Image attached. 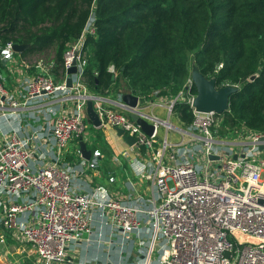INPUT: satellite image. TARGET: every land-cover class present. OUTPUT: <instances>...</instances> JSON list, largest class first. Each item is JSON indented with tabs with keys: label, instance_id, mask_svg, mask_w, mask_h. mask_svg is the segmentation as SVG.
<instances>
[{
	"label": "built area",
	"instance_id": "1",
	"mask_svg": "<svg viewBox=\"0 0 264 264\" xmlns=\"http://www.w3.org/2000/svg\"><path fill=\"white\" fill-rule=\"evenodd\" d=\"M97 34V18L92 12L81 35L64 54L65 75L59 80L52 73L53 57L29 58L19 65L15 44L0 45V60L15 78L10 89L5 76L0 75L1 225L30 244L37 264L67 262L69 248L85 234L92 235L95 209L126 241L135 238L138 256H142L136 264H152L157 252V264H264V149H260L264 132L236 128L234 146L227 147L230 142L219 136L225 126L224 114L195 110L197 94L190 78L177 96L154 93V97L164 102L170 114L177 103L190 105L197 143L188 148L165 141L155 150L160 120L151 118L155 129L148 135L132 115L110 107L88 89L85 47ZM74 63L77 72L68 87V70ZM110 71L116 75L113 67ZM89 99L94 101L102 126L123 129L136 139L132 148L146 147L151 153L155 172L148 177L153 179L157 194L152 208L114 197L101 186L92 193L77 190L80 169L61 160L72 141L86 134ZM29 106H39L46 118L55 116L50 142L44 147L36 133L34 145V137L21 130L18 110ZM138 114L144 116L139 109ZM3 121L11 128H1ZM45 150L53 152L48 155ZM211 155L219 159L211 160ZM94 156L92 163L84 159L81 166L95 167L101 152L97 150ZM145 225L149 226V240L144 236Z\"/></svg>",
	"mask_w": 264,
	"mask_h": 264
},
{
	"label": "trees",
	"instance_id": "2",
	"mask_svg": "<svg viewBox=\"0 0 264 264\" xmlns=\"http://www.w3.org/2000/svg\"><path fill=\"white\" fill-rule=\"evenodd\" d=\"M92 12L98 34L85 47L90 92L174 97L197 67L218 88L239 87L225 125L264 132V0H0V45L29 44L15 54L21 58L54 51L59 80L64 54ZM0 71L10 76L1 60ZM174 111L183 123L194 122L189 104Z\"/></svg>",
	"mask_w": 264,
	"mask_h": 264
},
{
	"label": "crops",
	"instance_id": "3",
	"mask_svg": "<svg viewBox=\"0 0 264 264\" xmlns=\"http://www.w3.org/2000/svg\"><path fill=\"white\" fill-rule=\"evenodd\" d=\"M16 59L19 65H21L23 61L29 60L28 58H21L20 55L17 56ZM30 72H35V69H31ZM0 75L6 76V74L1 71ZM7 75L10 76L5 77L7 81L6 85L12 89L15 85L13 83L15 78L10 71ZM115 76H117V74ZM122 84L124 85V83H121V85ZM97 95L105 100L110 107L125 114L132 115V112L128 108V104L124 100L125 95H130L129 93L127 94L125 89L120 93H116L112 90V92H104ZM138 98L140 102L143 101L140 97ZM53 105L57 108L61 107L58 106L57 103ZM39 109V106H29L19 109L18 113L19 117H21V130L23 132H28L29 135L34 137V145H37L35 142L36 133L38 135V143L42 144V147H44L50 142L48 138L50 137V130L54 124L55 116L52 115L50 119L46 118L48 117L46 113L40 112ZM138 109L141 110L143 114L157 118L161 122L155 150L162 147L165 141L170 144L181 143L188 148L192 146V143H197L195 142L197 134L192 130L193 127L183 123L180 116L175 111L170 114L167 106L158 98L151 97L145 100L144 104L140 105ZM86 124L88 127L87 129L91 130L90 135H88V133L83 137L84 139H74L61 160L65 165L80 169L81 173L76 176L75 180L77 190L85 193H92L97 187L101 186L109 189V194L114 197L125 199V201L131 204H139L144 208H152L157 194L153 179L148 177L155 172V168H149V164L154 167L149 150L146 147H141L140 149L132 148L133 146H129L124 139L117 134L116 128L109 125L95 127L88 118V115ZM41 127H45L46 130L41 131L39 129ZM1 128L6 130V128L11 127L3 121ZM222 128L232 127L225 125ZM239 128L246 127L241 126ZM100 135H103L105 141L101 139V143L96 142L93 144L94 141H96V136ZM81 139H83L87 150L91 152L90 159L84 157L82 154ZM226 141L230 142L226 145L227 147L234 146V140H229L227 138ZM98 149L99 151L101 150V156L97 157L99 163H97L95 167H82L81 165L84 159L89 162V164L96 159L94 153ZM53 150L49 152L47 150L45 151L48 152L49 155L52 154ZM37 153H40V151ZM37 160L36 164L40 165L41 159L37 158ZM146 166L148 168H144ZM141 171L144 173H141ZM111 177H114L113 181L110 180ZM98 195L101 194L98 193ZM92 216V235L85 234L83 240H80L78 244L72 245L68 251L67 262L63 264H117L120 262L136 264L137 261H142V256H138L136 250L135 238L131 241H126L121 234L115 231L112 224L101 219L98 210H93ZM144 230L147 231L144 236L146 240H149L151 238L149 226L145 225ZM98 233H101L102 236L98 235ZM1 239H4V242H1ZM158 259L159 252L154 256V262L152 264H157ZM37 262L38 257L30 244L26 245L22 242L19 234L16 238L14 231L7 232L0 223V264H37Z\"/></svg>",
	"mask_w": 264,
	"mask_h": 264
},
{
	"label": "water",
	"instance_id": "4",
	"mask_svg": "<svg viewBox=\"0 0 264 264\" xmlns=\"http://www.w3.org/2000/svg\"><path fill=\"white\" fill-rule=\"evenodd\" d=\"M29 44H15L14 50L17 53H22L29 48ZM77 72V67L74 63V66L68 70V80L67 86L72 87V74ZM258 77V74H255L251 77V81H254ZM116 76H113L115 79ZM191 78L194 82V85L197 90V95L193 100V107L197 112L201 113H209V112H216L218 114H223L229 109V99L232 94L236 93L239 90L238 86H224L218 88L216 85V80L214 78H207L203 75L197 67H193L191 72ZM125 102L128 104L129 110L132 112V118L139 122L143 127L144 131L148 135H152L154 132V125L151 122L152 116H147L144 114L143 117L138 114V108L140 105L144 104L145 101H139V98L134 95H125L124 96ZM87 115L91 122L94 124L95 127H101L102 122L99 118L93 99H89L87 102ZM117 134L124 139V141L129 146H134L136 143V139L131 137L130 135H126L125 131L120 128H116ZM84 139V138H83ZM81 139V151L84 157L90 159L91 152L87 150V147ZM260 149H264V144L260 145ZM211 160H218L219 157L215 155L210 156ZM229 256V253H226Z\"/></svg>",
	"mask_w": 264,
	"mask_h": 264
},
{
	"label": "rangeland",
	"instance_id": "5",
	"mask_svg": "<svg viewBox=\"0 0 264 264\" xmlns=\"http://www.w3.org/2000/svg\"><path fill=\"white\" fill-rule=\"evenodd\" d=\"M49 54V55H48ZM52 57L54 58L55 57V53H54V51H51V52H48V53H45V54H42V55H35V56H33L32 58L34 59V58H36V59H41V58H44V59H48V60H50V59H52ZM31 58V57H30ZM31 58V59H32ZM29 59V58H28ZM191 78V77H190ZM189 78V79H190ZM188 79V80H189ZM188 80H187V82H188ZM186 82V83H187ZM236 128H221L220 129V133H219V136L220 137H224V138H228L229 140H232V138H233V135H232V133H233V131L235 130ZM195 131V130H194ZM196 133H197V131H195ZM89 133V134H88ZM90 133H91V130H89V129H87L86 130V134L85 135H90ZM94 139H95V137H94ZM94 139H93V141H94ZM101 139L102 140H104L103 139V135H100V136H96V141H94V143L93 144H95L96 142H99V143H101L102 141H101ZM105 141V140H104ZM107 142V141H106ZM108 144V143H107ZM109 145V144H108ZM110 146V145H109ZM111 147V146H110ZM112 148V147H111ZM101 149V148H100ZM99 150V149H98ZM102 150V149H101ZM101 150H100V152H101ZM113 150V149H112ZM144 168H148L147 166L146 167H144ZM149 168L150 169H153L154 167L150 164V166H149ZM141 169V168H140ZM143 169V168H142Z\"/></svg>",
	"mask_w": 264,
	"mask_h": 264
}]
</instances>
